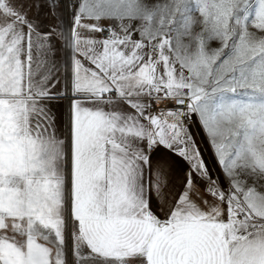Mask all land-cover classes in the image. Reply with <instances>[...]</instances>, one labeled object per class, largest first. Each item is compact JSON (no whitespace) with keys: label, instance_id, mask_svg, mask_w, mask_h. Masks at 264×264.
I'll use <instances>...</instances> for the list:
<instances>
[{"label":"snow or ice","instance_id":"6c2138e0","mask_svg":"<svg viewBox=\"0 0 264 264\" xmlns=\"http://www.w3.org/2000/svg\"><path fill=\"white\" fill-rule=\"evenodd\" d=\"M0 264H264V0H0Z\"/></svg>","mask_w":264,"mask_h":264},{"label":"crops","instance_id":"0c3cea01","mask_svg":"<svg viewBox=\"0 0 264 264\" xmlns=\"http://www.w3.org/2000/svg\"><path fill=\"white\" fill-rule=\"evenodd\" d=\"M58 55H60L58 53ZM54 111L58 114V116L60 117L61 123L63 122L64 119V112H65V105H64V101H59L57 103H55L54 105ZM176 168V172H177V176H179L181 174L182 170H186L187 165L181 163H177L174 165ZM176 183L179 184L180 181L177 179Z\"/></svg>","mask_w":264,"mask_h":264},{"label":"rangeland","instance_id":"374dc122","mask_svg":"<svg viewBox=\"0 0 264 264\" xmlns=\"http://www.w3.org/2000/svg\"><path fill=\"white\" fill-rule=\"evenodd\" d=\"M193 132L196 134L197 142L200 144V147L202 149L205 159L209 162V165L211 166V161H212L211 151L207 147L206 141L201 140V133L196 131L195 125H193Z\"/></svg>","mask_w":264,"mask_h":264},{"label":"built area","instance_id":"2783aa9c","mask_svg":"<svg viewBox=\"0 0 264 264\" xmlns=\"http://www.w3.org/2000/svg\"><path fill=\"white\" fill-rule=\"evenodd\" d=\"M65 29L67 31V24H65ZM169 103H174V102H170V101H165L164 104L160 105V107H166L167 104ZM64 105H65V111H66V108H67V103L64 101Z\"/></svg>","mask_w":264,"mask_h":264}]
</instances>
